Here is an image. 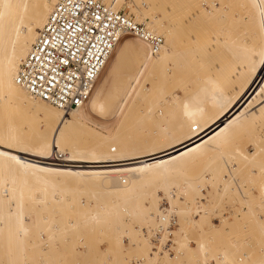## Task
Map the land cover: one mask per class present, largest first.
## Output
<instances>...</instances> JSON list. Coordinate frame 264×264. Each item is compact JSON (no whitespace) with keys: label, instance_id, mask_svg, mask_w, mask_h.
Returning a JSON list of instances; mask_svg holds the SVG:
<instances>
[{"label":"snow or ice","instance_id":"snow-or-ice-1","mask_svg":"<svg viewBox=\"0 0 264 264\" xmlns=\"http://www.w3.org/2000/svg\"><path fill=\"white\" fill-rule=\"evenodd\" d=\"M3 7L10 9L13 5L6 2ZM16 7L22 8L25 14L29 8L41 10L47 18L42 24L33 23L31 27L20 18L24 30L36 43L29 58H21L26 65L23 71L15 60L10 61L11 81L17 85L26 81L33 99L38 94L45 102L44 107L51 110L54 105L65 106V100L73 96L74 84L81 76L95 75L96 66L90 67L89 61L93 57L99 60L97 53L102 51L99 44L112 49L115 43L128 40L134 44L150 42L155 39L153 33L158 27L176 23L199 27L229 5L208 0H192L180 5L157 4L151 0H42ZM177 7L191 9L190 14L177 20ZM41 28L43 35L39 34ZM4 31V26L0 25V35ZM196 35L195 31L191 33L193 39ZM249 73L264 74V54L251 65ZM83 95H87L86 89ZM71 103L75 105L79 101L72 99ZM59 123L63 128L57 126L55 120L46 128L42 125L35 138L24 135L7 140L0 138V161L28 168L30 165L15 152L35 151L45 156L56 148L65 150L69 125L62 120ZM255 134V129L236 134L231 152L214 162L216 175L211 181V174L201 167L198 158L187 160L190 153L195 157L198 149L181 153L175 162L185 158L188 168L196 172L190 180L157 184L140 202L136 212L124 219L125 227L118 235L98 241L91 248L83 245L74 249L71 260L54 258V249L59 247L60 241L54 236L44 240L41 232L39 238L45 245L41 254L48 258L32 264H188L183 258L189 250L185 233L204 224L214 198L242 205L245 214L260 228L258 246L254 238L249 239L231 264H264V127L259 129L258 142L252 138ZM111 151L115 152L116 148L112 147ZM196 243L198 249L203 247L200 240ZM257 252L258 258L254 259Z\"/></svg>","mask_w":264,"mask_h":264},{"label":"rangeland","instance_id":"rangeland-1","mask_svg":"<svg viewBox=\"0 0 264 264\" xmlns=\"http://www.w3.org/2000/svg\"><path fill=\"white\" fill-rule=\"evenodd\" d=\"M189 1L192 2V0H151V2L157 4L175 3L177 5L188 4L190 3ZM213 1L214 3L216 1V3L229 5L228 10L232 13L228 12L229 16L227 15L228 17H226L224 21L221 17L215 15L211 21L199 27H195L192 24H170L174 25L172 26L171 36L173 40L175 39L177 53L174 58L165 63L164 67H155L154 60H156L157 55H151L148 45L145 43H133L136 47L135 51L127 53L119 60L115 52L120 48L122 43L118 44L116 51L112 54L94 87L90 99H93L95 94L98 93L97 100L91 105H89L88 101V103L80 107V113L83 112L82 114H86L82 115L81 118L86 126V130L91 131L93 135H99V137L105 136L104 138L107 137L108 140L127 137L129 138V149L137 146V139L140 137L147 138L146 140H155L159 138V142H161L162 145H166V143L169 145V142L171 144V141H175L174 131L176 125L179 126L183 118L181 113L177 111L175 104L167 98L168 96L164 97L158 94L160 90V94H163L164 91L167 92V94L175 93L176 96H174L173 100L180 99L181 101H183L185 97L190 96V94L191 96H196L197 94V97H200V99L203 97L202 99L205 101H203L204 104L201 102L203 107H207L205 103L208 101L210 105H212L214 99H219L217 97L219 94H223L224 89H220L218 94H216L217 90L215 91V88L218 86L213 84L216 83L218 77L224 72V65L234 59L233 55L236 56L235 54H237L238 56L240 52L234 51L237 53L233 54V49L231 51L228 48H224L226 42L224 45L219 42L215 45L214 49H212L213 51L211 50L205 53L202 51V45L204 42L212 40L216 32L222 35L227 41L230 37L229 36L227 39V36L228 34L230 35V33L227 32L226 28L230 25L234 27V29L230 28L232 26L229 27L232 31V35L235 30L236 35H241L242 31L240 30L242 26H239L241 24L236 17L240 8L238 9L237 7H239L238 4L240 1L249 0H208V2ZM181 8L182 7H177L176 9L175 17L177 20H179L183 14L188 16L191 11L189 8ZM157 11H162V9H158ZM231 14L232 16H230ZM231 19L238 23L232 22ZM194 31L197 34L195 39L191 36V33ZM223 34L227 35L224 36ZM128 41L131 42V40ZM141 50L146 51L147 56L140 54ZM239 55H241V53ZM166 67H169V70H166ZM206 78H208L207 84H210V86L213 85V87H211L212 89L214 88L216 92L214 95L211 93L213 97L215 95L217 96L211 100L212 102L209 100L211 99L209 97L211 95L210 92L213 90L210 87L206 89L208 86L205 83ZM211 78L215 82L213 80L211 81ZM203 83L206 85L204 86V96L207 92L208 95L210 94L209 96H205L207 99L198 91L200 87L201 89L204 88ZM243 86L245 85L243 84ZM222 88L226 87L223 86ZM144 89H148L147 92H144ZM137 90L138 94L136 92ZM195 91H197V93ZM192 92H194V94ZM177 94L179 96H177ZM159 96H161V98H158ZM155 99L157 102H155ZM180 102L178 100V103ZM220 102L221 101H219V103ZM262 104L263 103H257L255 109ZM19 110H25L29 113V116H34L37 109L32 107L27 108V106L23 104ZM1 111L3 115L4 109H1ZM148 112H151V114ZM250 112H252V110L248 111L249 114ZM89 113L91 115H89ZM13 118L17 122L23 121L22 112L14 114ZM7 121L8 118L0 116V127L4 126ZM21 126L24 127V129L26 128L27 135L30 136H33L38 128H41L40 124L38 125L36 121L25 122L23 125L21 123ZM261 127L263 126L260 124L255 125L249 123L240 130L236 129L235 131H230L222 144L218 146L209 142L207 143L209 145H204V147L198 151L199 154L188 159V161L198 158L201 162V167L205 168L211 174L209 176V180L211 181L212 177L216 175L215 171H213L215 169L214 162L219 160L221 156H226L231 152L236 134L238 132H246L250 129H255L256 134L252 138L258 142L259 129ZM78 137H80L78 133L73 136L74 139H78ZM88 139L89 138H87V140ZM91 140H93V138H90L88 142ZM67 150L68 149H65L66 152ZM63 155H65L64 152ZM33 173L32 171H6L3 176L0 175L3 180L12 183L14 186L29 188L32 193L34 192L36 199L38 198L40 201L45 197V200H43L45 202L39 201L40 204L39 202H35L37 204H33L34 206H32V208H29L27 205L31 201L30 199V201L27 200L25 203V210L28 213L27 220L31 223L27 230L26 239L24 238L27 249L23 258L22 254L19 253L20 251L18 252L22 242L17 243L13 236L10 235L8 238V236H6L7 234L5 235V233L8 232L6 228L9 226L7 225L8 222H6V216L4 215L6 214L5 210L0 207V264H32L34 261L48 258L41 254V249L45 245L43 240H38V235L41 234L38 233L39 230L43 231L44 240H47L52 232V236L60 241L59 247L54 249V258L71 260L74 258L72 254L74 249L83 245H87L91 248L98 241L109 240L118 235L125 227L124 219L134 214V212L132 213V209L135 207L137 210L140 202L151 194L157 184L182 183L190 180L196 174V172L188 168L186 161V166L174 173L148 179V181L152 183V187L150 186L151 188L147 187L144 188V190L142 189V193L139 191V193L136 192L137 194L135 193L130 197L127 196V198L129 197L131 200L130 204L129 200H124V197L119 196L126 202L127 205L125 204V206L123 201L116 200L115 202L113 198L114 195H112L113 193L103 189L102 185H99L101 184L100 181L87 179L85 177V179H83V176L82 178H78V175L73 176L71 174L70 176V174H67L68 177H65L62 173V177L60 176L61 174L57 176V174L52 173L50 174L51 177H49L51 181H48L49 185L47 186L44 185L46 183L43 184V182H40L44 180L41 174L39 177H35L33 176L35 173ZM123 176H126V174L124 173ZM126 177L128 178V175ZM124 179L126 178L124 177ZM136 179L137 176L135 180ZM140 180L141 178L138 176L137 181ZM116 199H118V196ZM31 203L32 201L29 204ZM130 205L133 208H131ZM125 207L130 209V214L126 212ZM87 209H92L93 213L99 210L103 215L109 213L108 216L110 219L105 223H101V221L95 223L96 220H93L94 215L93 213L91 214V211H88L89 214L87 215L84 213ZM226 211H232V215H223ZM39 212L43 213L44 217L42 216L40 218L41 220H35ZM120 213L121 215H119ZM245 213L246 210L242 205L237 203L229 204L214 198L212 206L209 207V216L204 224L199 228L197 227V229L193 228L187 230L185 242L189 250L183 258L188 261V264H231L234 259L238 258V252L244 250L246 242L249 239L254 238L258 246L260 238L259 225L254 223L253 219ZM115 215L116 219L114 217ZM5 236L7 239H5ZM197 240H200L203 244L202 248H197ZM30 241H33V243ZM253 258H258V252L257 256Z\"/></svg>","mask_w":264,"mask_h":264},{"label":"bare ground","instance_id":"bare-ground-1","mask_svg":"<svg viewBox=\"0 0 264 264\" xmlns=\"http://www.w3.org/2000/svg\"><path fill=\"white\" fill-rule=\"evenodd\" d=\"M6 2L11 3L13 7L10 9L4 8L3 5ZM37 2H42V0H0V14L3 16V18L0 19V25L4 26L5 29L3 34L0 35V116L8 118L7 123L0 127V138L7 140L15 138L17 135L35 138L39 135L41 128L37 127L38 130L33 136H30L27 135V131L25 130L26 128L24 129V127L21 126V123L23 125L25 122L36 121L38 125H43L46 128L51 121L55 120L57 126L63 128V125L59 123V121L62 120L64 124L69 125L67 130L68 146L65 148L68 150L66 152L65 150L56 148L53 149L49 155L45 156L38 155L35 151L31 153H19L17 151L14 154L19 155L26 164L30 165V167L24 168L14 163L0 161L1 176H3L6 171H32L35 173H33V176L35 177H39L41 174L44 180L40 182H43V184L46 183L44 185L47 186L49 185L48 181H51L49 177H51L50 174L52 173L57 174V176L61 174L60 176L62 177L63 174L65 177H68L69 174L70 176L71 174L73 176L78 175V178H82L83 176V179L87 178L100 181L101 184L99 185H102L103 189L113 193L112 195H114L113 198L115 202L116 200L122 202V198L119 197L122 196L124 197V200H129L130 204V196L136 192L139 193V191L142 193L144 188L150 186L152 187V183L149 182L148 179L168 173L171 174L181 168H184L186 166L185 158L181 157L179 162H175L176 158L180 157L181 153L190 152L191 149H198L199 151L209 142L219 146L222 142H224L226 135L230 131H235L236 129L240 130L249 123L255 125L260 124L264 127V94H261V89L264 88V74L257 73L250 75L249 73L251 65L254 62H258L260 56L264 54V16H262V10H264V0L239 2V7L237 8H240V10L236 14V17L241 24L239 26H242L240 30L242 31L241 35H236V30H233L234 33L232 35L230 28L234 29V27L230 25L232 27L229 26L230 28H226L227 32L230 33V35L228 34L227 36V39L230 36L227 41L222 37V35L216 32L215 37H213L212 40L204 42L202 45V51L208 53L214 49L217 43L220 42L224 45L226 42L224 48H228L231 51L233 49L232 52L237 51L241 53V55L238 53L237 56V54H235L237 52H234L233 54L236 55H233L234 59L226 64L224 63V72L220 75V77H218V80L216 79V83L213 84L218 86L215 88L217 93L214 91V88L212 89L213 85H211V87L210 84H207L208 78H206L205 83L208 85L206 89H209L210 87L214 91H211L210 94H218L220 89H224V92L222 91L223 94H219L218 97L215 95L219 99H214L216 97H213L211 94L212 98L209 94V98L211 99H208L210 101L214 99V103L210 105L208 101L205 103L207 104V107H203L201 102L204 104L205 101L202 99L203 97L201 99L200 97H197V91H195L196 96H191L190 94V96L185 97L183 101L178 99L179 102L181 101L178 103L177 99L173 100L174 96H176L175 93L167 94V92L164 91L163 94H160V90L158 94L163 95L164 97L168 96L167 98L175 104L177 111L181 113L183 118L181 124L179 126L176 125L174 131L175 141H171V144L169 142V145H167V143L166 145H162L161 142H159V138L155 140H146L147 138L145 139L140 137L137 139V146L132 149L128 148L129 138L127 137H124L126 139L119 137L118 139L115 138L108 140L107 137L104 138L105 136L99 137V135H93L91 131L86 130V126L81 120L82 115L85 113H80V107L73 108L70 111H64L56 106H53L51 110H48L44 107L45 102L43 100L37 98L33 99V96L25 88L19 84L17 85L12 83L9 74L10 61L15 60L17 66H19L21 58H24L28 54L31 46L35 42L32 39L31 34L24 30L20 23V18H24V24L29 27H31L33 23L42 24L47 18L46 13L41 10H33L29 8V11L25 14L23 9L16 7V5H22L24 3L33 4ZM184 8L186 9V7ZM184 8L182 7L181 9ZM228 12V8L221 9L216 12L215 15L221 17L224 21V19L226 20V17L229 16V13H232ZM183 15L180 19L187 16L186 14L184 16ZM230 16H232V14ZM232 22L236 21L234 20ZM237 23L238 22H236V24ZM172 26L174 25H164L162 27H158L156 32H154L155 34L163 36L165 39L162 49L156 54L157 58L154 60L155 67H164L168 60H171L174 56H176V42L171 36V31L173 29ZM33 31L35 32L36 30L33 29ZM117 46L115 47L113 53L116 51ZM135 49L136 47L132 42L125 41L115 53H117V58L120 60L127 53L135 51ZM140 54L147 56V52L144 50H141ZM166 70H169V67H166ZM212 80L213 79L211 78V81ZM205 83H203L204 85L202 84L203 87L206 86ZM243 84L245 86H243ZM223 86L226 88H222ZM203 89L200 87L198 90L201 94H203L202 96L205 94V87ZM147 90L148 89H144L143 91L147 92ZM136 92L138 94V90ZM192 93L194 94V92ZM97 95L98 93L95 94L93 99H90L91 101L89 100V105L97 100ZM206 95L209 96L208 92ZM177 96L179 95L177 94ZM158 98H161V96ZM219 101L221 102L219 103ZM155 102H157L156 99ZM257 103L263 104L255 109ZM23 104H25L27 108L32 107L37 109L35 111L36 114L34 116H29V113L25 110L20 111L19 108ZM249 108L252 110L250 114L248 113V111H251ZM1 109H4L3 115ZM20 112L23 114V121L17 122L14 120L13 115ZM148 113L151 114V112ZM89 115L91 114L89 113ZM190 128L194 129V131H190ZM76 133L80 136L78 139L73 138ZM87 138H93V140L88 142L89 139L87 140ZM112 147L116 148L115 152L111 151ZM58 149L62 152V154L63 152L65 154L63 155L64 158L62 161H57L58 159L55 158V153L59 151ZM198 151L195 156L199 154ZM192 157L193 155L190 153L187 160ZM157 165H159V167H157ZM124 173L126 176L128 175V178L123 176ZM136 176L137 179L135 180ZM138 176L141 178L140 181H137ZM124 177L128 180L124 179ZM117 196L118 199L120 198L119 200L116 199ZM127 196L129 197L127 198ZM29 199L32 201L31 204H29L31 202ZM27 200L30 201L27 204L29 208H32V206H34L33 204H37L40 201L38 198L36 199L34 192L32 193L29 188L14 186L12 183L3 180L2 177H0V207L5 210L6 214H2L6 216V222H8L7 225L9 226L6 228L8 229V232L5 233V235L7 234L6 236H8V238L10 235L13 236L17 243L22 242V245L19 246L18 249V252L20 251L19 253L22 254V258L25 256V251L27 249V244L24 240L26 239L27 230L29 224L31 223L27 220L28 213L25 210V203ZM43 200H45V197ZM43 200L40 202H45ZM125 204L126 202H124V205ZM131 208L133 207L131 206ZM125 209L126 212H130L128 207H125ZM88 211H91V214L93 213L92 209H87L84 213L87 215L89 214ZM133 212H136L135 207L132 209V213ZM108 214L103 215V213L101 214L99 210H97V212L94 211V219H92L94 221L96 220L95 223H99L100 221L101 223H105L110 219ZM43 215V213L39 212L35 217V220H39ZM119 215H121V213ZM114 217L116 219V215ZM41 232L43 231L39 230L38 233ZM52 235L53 233L51 232L50 236ZM38 236L40 237V235ZM5 239H7V237ZM38 240H40V238H38ZM30 242L33 243V241Z\"/></svg>","mask_w":264,"mask_h":264},{"label":"built area","instance_id":"built-area-1","mask_svg":"<svg viewBox=\"0 0 264 264\" xmlns=\"http://www.w3.org/2000/svg\"><path fill=\"white\" fill-rule=\"evenodd\" d=\"M43 33H44V29L42 28L40 30L39 34L43 35ZM153 35L155 36V39L150 41V42H146V43L149 46L151 54L152 55H156L162 49V47L164 45V42H165V39L161 35H158V34H155V33H153ZM35 43H36V41L31 46L30 51L33 49ZM117 44L118 43H115V47L117 46ZM98 47H100L102 49V51L100 53H97V56L99 57V60H97L96 57H93L89 61V66L90 67L92 65L96 66L95 75L93 77H91V78H89L86 74L81 76V78L79 80H77L75 82V84H74V94H73V96L71 98H67L65 100V106L63 108H60V109H62L64 111H70L73 108H77V107H81V106L85 105L89 101V99L91 98V95H92V92L94 90V87H95L98 79L100 78V75L102 74V71H103L104 67L106 66L108 60L110 59V57H111V55H112V53H113V51L115 49V47L112 48V49H107L104 44H99ZM29 52H28V54H29ZM28 54L24 57V60H27L29 58ZM19 67H20L21 71H23L26 68V65L24 63H22V61H21ZM82 71H83V69H82ZM61 83H63V81ZM19 85L27 90V82L26 81L22 80ZM85 89L87 90V95H83ZM36 98L42 100L39 97L38 94L36 95ZM72 99L78 100L79 103L73 105L71 103ZM53 100H55V97L53 98ZM55 158L58 159L57 161H62L64 156H63V154L61 152L58 151V152L55 153ZM229 212H230V214H229ZM223 215H232V211H226L225 213H223ZM173 231H175V230L173 229Z\"/></svg>","mask_w":264,"mask_h":264}]
</instances>
